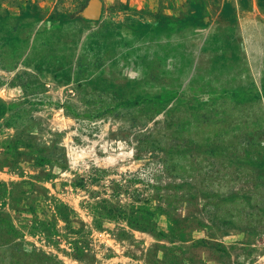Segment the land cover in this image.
I'll use <instances>...</instances> for the list:
<instances>
[{
  "label": "rangeland",
  "instance_id": "374dc122",
  "mask_svg": "<svg viewBox=\"0 0 264 264\" xmlns=\"http://www.w3.org/2000/svg\"><path fill=\"white\" fill-rule=\"evenodd\" d=\"M0 264H264V0H0Z\"/></svg>",
  "mask_w": 264,
  "mask_h": 264
},
{
  "label": "water",
  "instance_id": "95a60500",
  "mask_svg": "<svg viewBox=\"0 0 264 264\" xmlns=\"http://www.w3.org/2000/svg\"><path fill=\"white\" fill-rule=\"evenodd\" d=\"M101 9H102V3L100 1H94L90 6L88 15L97 19L100 17Z\"/></svg>",
  "mask_w": 264,
  "mask_h": 264
}]
</instances>
